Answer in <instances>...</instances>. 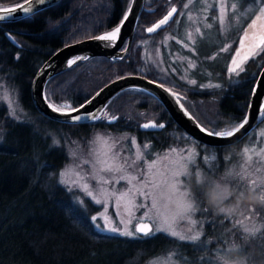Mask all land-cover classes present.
Masks as SVG:
<instances>
[{"label": "trees", "instance_id": "obj_1", "mask_svg": "<svg viewBox=\"0 0 264 264\" xmlns=\"http://www.w3.org/2000/svg\"><path fill=\"white\" fill-rule=\"evenodd\" d=\"M22 1L0 0V7ZM176 2L175 13L165 26L140 35L137 29L150 27L171 6L169 0H144L128 53L115 59L86 58L53 75L45 85L46 99L56 107L64 103L74 107L107 81L122 74L139 73L180 93L187 110L209 131L232 129L245 114L255 78L264 64V44L235 75H226L225 64L206 65L211 78L218 81L210 88H195L179 79L174 81L173 76H163L142 60L138 42L142 36L159 35L174 23L182 0ZM128 3L129 0H58L19 20L0 21V74L10 78L23 113L20 120L5 121L0 134V264H138L168 250H173L182 264H216L215 257L235 246L239 247L244 264H264V208L259 220L261 226L248 234L236 222L237 214L223 216L219 209L212 210L200 187L212 176L227 187V202L239 201L244 210L258 209L257 204H253L258 202L256 194L247 193L255 190L250 189L248 183L243 184L237 171V176L220 175L240 165L236 150L252 131L238 143L220 147L204 145L190 137L197 145L196 162L202 170L200 186L192 185L198 204L197 216L203 221L202 235L194 242L177 241L163 232L149 235L138 232L135 237L100 232L91 219L96 206L90 203L81 206L58 183L56 175L66 161V154L60 146L52 144L50 136L67 127L75 132H88L104 124L60 123L44 117L32 104L30 80L38 66L58 47L114 27ZM248 19L243 22L248 24L244 37L253 40ZM6 32L19 46L10 42ZM236 44L235 40L231 47H241ZM254 46L252 43V48ZM207 53L205 51V56ZM122 104L148 110L155 115V122L165 123L158 131H140L139 121L120 115L115 124L108 126L115 131L133 130L139 141H149L152 150L168 144L170 139L165 134L188 136L160 102L142 90L126 89L118 93L105 110L117 114ZM4 113L5 108L0 106V116ZM209 152L214 157L205 165L203 154ZM259 190L256 188V192ZM242 192L247 194L241 196Z\"/></svg>", "mask_w": 264, "mask_h": 264}, {"label": "rangeland", "instance_id": "obj_2", "mask_svg": "<svg viewBox=\"0 0 264 264\" xmlns=\"http://www.w3.org/2000/svg\"><path fill=\"white\" fill-rule=\"evenodd\" d=\"M263 1L182 0L171 26L157 36H142L139 40L142 60L161 75L175 77L174 81L179 79L195 88L213 87L218 81L211 78L206 65L225 64L226 75H235L264 44V11L251 20ZM171 6L170 10L176 9V3ZM246 18H249L247 23L250 22L253 40L247 41L248 36L244 37L248 26L243 23ZM146 31L137 29L140 35ZM235 40L241 47H231ZM252 43H255L254 48ZM13 88L10 78L0 74V106L5 108L4 115L0 116V134L5 121L20 120L23 116ZM66 105L58 108H71ZM119 107L117 114L125 119L139 123L154 120L155 115L148 110L129 104ZM115 114L107 110L105 116ZM78 131L67 127L50 136L52 144L60 146L66 154V161L56 177L78 204L96 206L91 213L96 229L135 237L139 235L137 224L148 222L150 229L144 235L163 232L177 241L190 242L200 238L203 221L197 216L198 204L192 185L200 186L202 170L196 162L197 145L190 137L180 133L165 134L170 139L168 144L152 150L149 141H139L134 132L127 130L99 126L88 132ZM236 151L240 165L220 175L239 174L243 184L248 183V187L255 190L247 193L256 194L258 202L253 204H257L258 209L244 210L239 201L227 202V187L212 176L200 186L201 193L212 210L219 209L223 216L237 214L236 222L245 233L251 234L261 226L259 220L264 208V122L252 130ZM213 157L212 152L203 154L202 161L207 165ZM243 193L246 192L240 195ZM239 253V247L235 246L219 254L214 261L216 264H244ZM138 264L182 263L173 250H168Z\"/></svg>", "mask_w": 264, "mask_h": 264}, {"label": "water", "instance_id": "obj_3", "mask_svg": "<svg viewBox=\"0 0 264 264\" xmlns=\"http://www.w3.org/2000/svg\"><path fill=\"white\" fill-rule=\"evenodd\" d=\"M57 1L24 0L16 5L0 7V21L19 20ZM143 2L144 0H129L126 11L114 27L97 35L64 44L53 51L38 66L30 80L29 94L35 109L44 117L56 122L83 124L104 113L109 101L118 93L126 89H138L156 98L169 117L192 139L214 147L241 141L264 120V64L255 78L242 120L225 132H211L203 127L182 103L180 93L139 73H126L107 81L80 104L68 109L58 108L46 99L45 85L53 75L86 58L104 56L115 59L125 56L130 49ZM170 8L165 15L147 28L146 33L156 32L171 20L176 9L172 11ZM262 8L264 9V3ZM5 35L12 44L19 46L10 33L6 32ZM115 119L116 116H110L106 121L111 123ZM163 127L164 122L157 123L154 120L142 121L139 124V129L147 132L158 131ZM136 229L144 234L149 231L150 224L139 222Z\"/></svg>", "mask_w": 264, "mask_h": 264}, {"label": "flooded vegetation", "instance_id": "obj_4", "mask_svg": "<svg viewBox=\"0 0 264 264\" xmlns=\"http://www.w3.org/2000/svg\"><path fill=\"white\" fill-rule=\"evenodd\" d=\"M171 3H170V5L172 4V3H177L176 2V0H169ZM264 3V1L262 2V4ZM262 11H264V9L262 8V6H260L259 8H258V10L255 12V14L253 15V20L256 18V16L257 15H259V14H261L262 13ZM248 41V40H247ZM246 46H247V44H245ZM106 111L107 110H105L104 111V113H102V114H100L98 117H96L94 120H91V121H89V122H87V123H84V124H92V125H97V123L98 124H101L102 125V123L104 124V125H106L107 127L108 126H110V125H112V124H115L117 121H118V115H116L115 114V116H116V119H115V121H113V122H107L106 121V119L107 118H109L110 116H114V115H110V116H105V114H106ZM142 122V121H141ZM140 122V123H141ZM139 123V124H140ZM139 124H138V129H139ZM104 125H102V126H104ZM124 128V127H123ZM123 130H125V129H123ZM140 130V129H139ZM127 131H130V132H133V130H127ZM140 131H142V130H140ZM147 132V131H146Z\"/></svg>", "mask_w": 264, "mask_h": 264}]
</instances>
